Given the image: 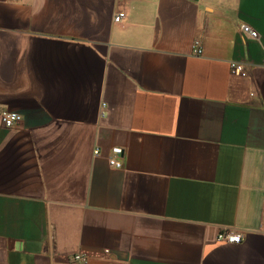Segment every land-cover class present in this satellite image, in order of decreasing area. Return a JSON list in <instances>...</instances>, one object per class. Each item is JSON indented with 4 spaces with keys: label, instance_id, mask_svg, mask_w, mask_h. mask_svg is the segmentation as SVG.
I'll return each instance as SVG.
<instances>
[{
    "label": "crops",
    "instance_id": "1",
    "mask_svg": "<svg viewBox=\"0 0 264 264\" xmlns=\"http://www.w3.org/2000/svg\"><path fill=\"white\" fill-rule=\"evenodd\" d=\"M0 108V264H264V0H0Z\"/></svg>",
    "mask_w": 264,
    "mask_h": 264
},
{
    "label": "built area",
    "instance_id": "2",
    "mask_svg": "<svg viewBox=\"0 0 264 264\" xmlns=\"http://www.w3.org/2000/svg\"><path fill=\"white\" fill-rule=\"evenodd\" d=\"M125 18H126V13L121 12L115 17L114 21L119 23ZM242 32L247 38L258 39L259 36L258 33L255 30H253L249 25H242ZM194 53L198 56L203 54V48L200 41L195 42ZM231 71L232 74L237 77H241V78L248 77V69L244 64L232 63ZM0 120L7 128H12L20 124L23 120V117L16 112H12L7 109L0 108ZM95 154H99V151H96ZM112 154L113 157L109 159L110 166L115 169H122L123 150L121 148H114L112 150ZM217 241L227 242L230 244H239L242 241V235L233 230L224 229L218 235ZM109 256H110L109 250H105L102 253L83 252L74 255L72 257V262L87 264L91 259H107Z\"/></svg>",
    "mask_w": 264,
    "mask_h": 264
}]
</instances>
